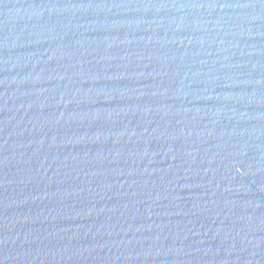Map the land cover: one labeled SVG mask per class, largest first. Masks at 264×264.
<instances>
[{"label": "water", "instance_id": "95a60500", "mask_svg": "<svg viewBox=\"0 0 264 264\" xmlns=\"http://www.w3.org/2000/svg\"><path fill=\"white\" fill-rule=\"evenodd\" d=\"M0 264H264V0H0Z\"/></svg>", "mask_w": 264, "mask_h": 264}]
</instances>
